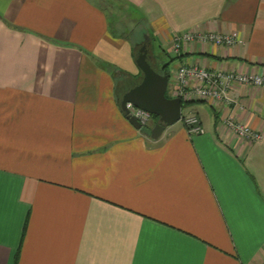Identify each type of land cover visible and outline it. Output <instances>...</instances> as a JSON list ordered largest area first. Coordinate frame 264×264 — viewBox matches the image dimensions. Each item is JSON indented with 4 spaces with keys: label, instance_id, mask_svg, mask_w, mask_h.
<instances>
[{
    "label": "crops",
    "instance_id": "crops-1",
    "mask_svg": "<svg viewBox=\"0 0 264 264\" xmlns=\"http://www.w3.org/2000/svg\"><path fill=\"white\" fill-rule=\"evenodd\" d=\"M104 3L145 19L150 57L264 76V0H0V264H264V86L229 89L241 110L180 100L202 133L150 139L119 109L139 71ZM186 30L236 42L171 54Z\"/></svg>",
    "mask_w": 264,
    "mask_h": 264
},
{
    "label": "built area",
    "instance_id": "built-area-1",
    "mask_svg": "<svg viewBox=\"0 0 264 264\" xmlns=\"http://www.w3.org/2000/svg\"><path fill=\"white\" fill-rule=\"evenodd\" d=\"M236 40L227 33L217 31L186 30L173 33L170 38L169 51L178 55L185 45L191 43L214 44L217 46H232ZM169 72V70H168ZM169 97H178L180 100L188 101L193 98L204 100L212 106L222 104L232 108L242 109L238 100L229 96V89L234 84H245L250 86H264V76L252 73L238 72L233 69H205L196 63H181L171 71ZM127 113L132 116L141 126H147L151 114L145 110L133 106L129 102L124 104ZM183 126L189 134L202 133V127L196 115L186 114L180 117ZM219 128L229 134L233 139L241 140L245 145H251L261 137L258 129H252L244 122L234 117L224 116L219 120Z\"/></svg>",
    "mask_w": 264,
    "mask_h": 264
},
{
    "label": "water",
    "instance_id": "water-1",
    "mask_svg": "<svg viewBox=\"0 0 264 264\" xmlns=\"http://www.w3.org/2000/svg\"><path fill=\"white\" fill-rule=\"evenodd\" d=\"M145 44L133 52V62L139 71L138 78L120 92L118 106L126 120L140 133L156 139L163 128L180 118L182 102L178 97L165 96L168 74L159 72L150 62ZM125 102L155 116L152 126H141L124 107Z\"/></svg>",
    "mask_w": 264,
    "mask_h": 264
},
{
    "label": "rangeland",
    "instance_id": "rangeland-1",
    "mask_svg": "<svg viewBox=\"0 0 264 264\" xmlns=\"http://www.w3.org/2000/svg\"><path fill=\"white\" fill-rule=\"evenodd\" d=\"M103 7L106 9V15L108 18L107 21L112 25L113 31L120 36L127 37L126 39H128L131 45L133 43V47L131 46L133 48V52H135L136 48L140 46L139 44L143 42V41L141 42L142 37L145 38L144 42H145L146 49H147V46H149V38L142 32V30L146 31L145 30L146 28L145 19L138 16V14H136L133 10L124 8L123 6H120V5L104 3ZM139 29H141V32H139L140 31ZM150 49H151L152 57L149 60V62L153 66H155L156 69H157V65H156V61L154 60L155 56H157V59L161 63L165 62L167 64L168 70H172L176 67V64H175L176 62L170 60V55L162 52L158 48V45L155 44L153 41L150 42ZM147 53L150 55L148 50H147ZM112 68H116V67L110 66L109 72L112 71ZM122 75H123L122 79H125V80L127 79L126 81L129 80L127 77H124L125 74H122ZM116 78L118 79V77ZM169 80H171V77L169 78ZM165 95L167 97H169L170 95L167 89L165 90ZM181 113L182 114L186 113L185 108L181 110ZM150 121H152V118L150 119Z\"/></svg>",
    "mask_w": 264,
    "mask_h": 264
},
{
    "label": "trees",
    "instance_id": "trees-1",
    "mask_svg": "<svg viewBox=\"0 0 264 264\" xmlns=\"http://www.w3.org/2000/svg\"><path fill=\"white\" fill-rule=\"evenodd\" d=\"M108 19V18H107ZM107 30H108V33L109 34H111L112 36H115V32L113 31V29H112V25L109 23V22H107ZM147 36V35H146ZM123 37V36H122ZM149 39L151 38V36L148 34V36H147ZM124 38H127V37H124ZM132 47H133V44H132ZM131 54H132V57H133V49H131ZM159 63V64H158ZM156 65H157V69H158V71L159 72H165V73H167V74H169V72H168V69H167V64L165 63V62H163V63H161L160 61L159 62H156ZM116 71H118L119 73H121V74H125V75H127L128 77H130V78H132V76L130 75V74H128V73H126V72H122V71H120V70H118V69H116V68H112V71H111V73L113 74L114 72H116ZM133 79H134V77H133ZM166 96V95H165ZM151 118H152V120H153V122L155 121V116H153V115H151Z\"/></svg>",
    "mask_w": 264,
    "mask_h": 264
},
{
    "label": "flooded vegetation",
    "instance_id": "flooded-vegetation-1",
    "mask_svg": "<svg viewBox=\"0 0 264 264\" xmlns=\"http://www.w3.org/2000/svg\"><path fill=\"white\" fill-rule=\"evenodd\" d=\"M141 37H142V36H141ZM144 40H145V38L142 37V38H141V42H142V41H143V42H142L141 44H139L140 46H141L142 44H145ZM139 41H140V40H139ZM132 44H133V43H132ZM140 46H139V47H140ZM139 47H137L136 50H138ZM145 47H146V45H145ZM146 55H148V57L150 56L148 53H146ZM149 59H151V57H150ZM123 81H124V80H123Z\"/></svg>",
    "mask_w": 264,
    "mask_h": 264
}]
</instances>
